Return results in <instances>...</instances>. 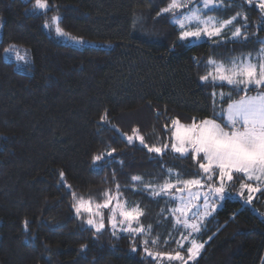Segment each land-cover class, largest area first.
I'll return each mask as SVG.
<instances>
[{
    "label": "trees",
    "instance_id": "trees-1",
    "mask_svg": "<svg viewBox=\"0 0 264 264\" xmlns=\"http://www.w3.org/2000/svg\"><path fill=\"white\" fill-rule=\"evenodd\" d=\"M48 2L59 11L37 10L35 0H0V264H154L144 256L140 236L132 252L126 234H111L108 209H102L101 234L88 228L87 214H75L72 193L101 203L104 192L119 184L128 206L138 204L142 223L151 225L148 239L157 244L150 247L176 250L183 229L168 211L176 203L152 197L143 183L173 180L168 169L181 179L195 178L197 162L170 150L149 153L138 141L129 144L126 135L138 130L150 146L161 145L171 143L165 125L172 119L188 124L213 118V89L200 80L205 62L257 55L264 47L258 42L264 40V17L245 0H224L223 9L208 14L222 20L239 12L234 25L246 15L242 32L249 39L188 43L179 41L171 14H160L168 0ZM54 14L70 35L112 46L64 44L44 27ZM13 45L28 53L23 71L5 57ZM230 90L223 88L226 100ZM241 95L232 91V100ZM101 153L104 159L94 161ZM134 175L142 181H132ZM234 181L257 186L236 175ZM260 187L250 205L227 198L204 222L198 234L204 248L190 264H264ZM188 246L178 250L187 256Z\"/></svg>",
    "mask_w": 264,
    "mask_h": 264
},
{
    "label": "snow or ice",
    "instance_id": "snow-or-ice-1",
    "mask_svg": "<svg viewBox=\"0 0 264 264\" xmlns=\"http://www.w3.org/2000/svg\"><path fill=\"white\" fill-rule=\"evenodd\" d=\"M245 3L255 4L264 17V0H245ZM50 7L56 8L54 4L50 6L48 0H35L34 8L37 10L46 12ZM224 7V0H168L167 6L160 9V14H171L172 23L179 30L178 39L181 42H199L201 39L215 43H223L226 39L247 41V32H242V27L247 28L246 15L242 17V25H234L241 16L239 12L222 20L208 14ZM56 11L59 9L56 8ZM61 23L62 18L57 15L52 17V24L46 22L44 27L54 28L55 35L59 38L77 44L84 43L82 38L72 37L65 32ZM261 26L264 27V20ZM226 29L230 33L227 37L224 35ZM258 42L264 45V40ZM5 52H15L17 61L26 60V55L16 51L15 46L5 49ZM200 80L211 85L213 89V118H192L188 124L181 123L179 119H172L170 126L165 125L171 143L165 140L161 145L150 146L138 130L134 131L133 135H126L129 144L138 141L149 153L163 156L170 150L197 162L200 172L195 178L181 179L178 173L173 174L172 170L168 169L167 175H174V181L169 178L158 184L143 183V190L149 192L152 197H164L176 203L175 207L168 210L174 218L175 226L183 229L180 239L176 241V250L162 252L154 251L150 247L157 244V239H148L152 231L151 225L145 227L142 223L144 211L138 204L128 206L127 201L122 198L119 184L116 185L115 192H104L101 203L93 204L91 199L77 197L72 193L75 214L78 217L82 213L87 214L83 222L88 228L93 229L95 234H101L106 226L102 209H108L111 234L117 238L118 233L126 234L132 242V252L137 251L135 238L140 236L143 254L151 258L154 264H190L199 257L204 248V243L198 240L203 221L215 211L216 201L226 199V183L233 181L234 174L241 181L246 179L257 183L255 187L247 182L240 183L239 195L244 197L245 190L248 192L244 201L246 204L252 203V194L260 192V185H264V47L259 49L255 58L251 53L245 57L230 59L228 62L209 58L205 62V73L200 76ZM226 86L231 89L227 93V100L223 91ZM217 87L221 89L220 92L215 90ZM232 91L243 95L237 100H232ZM250 91L254 94L249 95ZM224 103H227V108L223 107ZM106 118L107 112L101 119ZM113 152L115 149H111L106 155L111 157ZM104 156L105 153H101L94 156L93 160H102ZM60 177L63 181V172ZM142 179L139 175L131 177L132 181ZM201 198L202 205L199 203ZM24 227L27 229L28 221H24ZM186 242L189 244L185 250L187 256L178 250L183 249Z\"/></svg>",
    "mask_w": 264,
    "mask_h": 264
},
{
    "label": "rangeland",
    "instance_id": "rangeland-1",
    "mask_svg": "<svg viewBox=\"0 0 264 264\" xmlns=\"http://www.w3.org/2000/svg\"><path fill=\"white\" fill-rule=\"evenodd\" d=\"M198 2V0H197ZM50 5V4H49ZM255 7H257L255 4H254ZM258 8V7H257ZM184 11H186V9H184ZM58 14H54L53 16H57ZM52 16V17H53ZM59 16V15H58ZM218 20V19H217ZM49 24H52V18L51 20L48 22ZM46 31L52 35V36H55L56 38H58L61 42H63L64 44H68V45H71V46H75V47H84V46H92V47H102V48H106V47H110L112 46V44H106V43H100V42H97V41H91V40H88V39H85V38H82L84 40V43L83 44H77V43H74L72 42L71 40H68V39H63V38H59L55 35V32H54V28H45ZM227 30V29H226ZM66 32V31H65ZM226 34V32L224 33ZM70 35V34H69ZM72 36V35H70ZM72 37H75V36H72ZM2 38V27L0 25V40ZM77 38H81V37H77ZM202 41H207V39H201L199 42H202ZM192 43H198V42H192ZM15 46V45H13ZM15 49L16 51H18L21 55H26V60L25 61H17L16 59V54L15 52H11V53H6L5 52V57L8 59V60H11V61H14L16 62L17 64V67L19 68V70H24V67L26 66L28 60H27V57H28V53L23 50V49H20L18 48L17 46H15ZM257 55L255 56H252L253 58H255ZM235 175V174H234ZM175 179V178H174ZM173 179V181H174ZM251 182H254V181H251ZM240 183L241 182H235L234 179L233 181L231 182H227L226 183V187H227V193H230V195H228L226 193V199L229 198V199H232V200H239V201H242L243 203H245V198L248 196V192L247 190H245V193H244V197H241L239 195V192H240ZM254 186V185H253ZM255 187V186H254ZM195 191V189L193 190ZM254 194V193H253ZM252 194V195H253ZM187 197L185 196V199ZM225 199V200H226ZM225 200L223 201H216V208H215V211L211 212V215H209L204 221H203V224L204 222L210 218L214 213H216L224 204ZM201 205L203 203V200L201 198V201L199 202ZM176 206V205H175ZM173 206V207H175ZM195 211V210H193ZM258 213V211H257ZM189 216L191 217V213L189 214ZM187 243V242H186Z\"/></svg>",
    "mask_w": 264,
    "mask_h": 264
}]
</instances>
